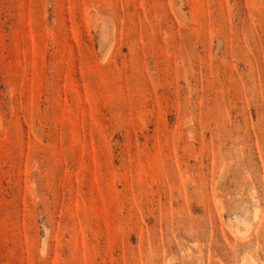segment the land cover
<instances>
[{"label":"rangeland","instance_id":"rangeland-1","mask_svg":"<svg viewBox=\"0 0 264 264\" xmlns=\"http://www.w3.org/2000/svg\"><path fill=\"white\" fill-rule=\"evenodd\" d=\"M0 264H264V0H0Z\"/></svg>","mask_w":264,"mask_h":264}]
</instances>
